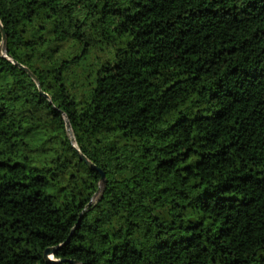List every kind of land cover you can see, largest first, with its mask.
Segmentation results:
<instances>
[{
	"label": "trees",
	"instance_id": "1",
	"mask_svg": "<svg viewBox=\"0 0 264 264\" xmlns=\"http://www.w3.org/2000/svg\"><path fill=\"white\" fill-rule=\"evenodd\" d=\"M0 264H264V0H0Z\"/></svg>",
	"mask_w": 264,
	"mask_h": 264
},
{
	"label": "water",
	"instance_id": "2",
	"mask_svg": "<svg viewBox=\"0 0 264 264\" xmlns=\"http://www.w3.org/2000/svg\"><path fill=\"white\" fill-rule=\"evenodd\" d=\"M1 33H2V40H3V42L5 41V33H4V31H3V29H1ZM19 67L20 68H22V69H24L26 72H28V70L26 69V68H24L23 66H21V65H19ZM33 77V76H32ZM45 97H47L46 95H45ZM66 128H67V131L69 132V134L71 135V131H70V127H69V124L67 123L66 124ZM71 141H73V137L71 136ZM80 158L90 167V168H92V169H95V170H97L99 173H100V181H101V184H103V179H104V174H103V172H101V170H99L98 168H96L91 162H89L86 158H85V156H83V155H80ZM53 249L54 248H47V249H45L44 250V252H43V257H44V259L47 261V262H49V261H52L51 260V255H52V252H53Z\"/></svg>",
	"mask_w": 264,
	"mask_h": 264
}]
</instances>
